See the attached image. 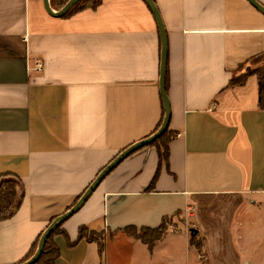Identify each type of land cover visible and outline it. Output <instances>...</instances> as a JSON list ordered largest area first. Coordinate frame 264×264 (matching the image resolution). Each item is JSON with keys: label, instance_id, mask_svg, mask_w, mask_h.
Returning <instances> with one entry per match:
<instances>
[{"label": "crops", "instance_id": "1", "mask_svg": "<svg viewBox=\"0 0 264 264\" xmlns=\"http://www.w3.org/2000/svg\"><path fill=\"white\" fill-rule=\"evenodd\" d=\"M153 1L168 38L175 134L168 166L149 189L157 146L126 158L55 236L57 264H107V249L101 255L96 242L70 247L83 226L102 233L106 245L124 235L144 264H185L192 239L181 227L152 249L122 230L176 224L189 208L210 263L252 264L232 249L226 229L208 232L203 224L228 223L214 214L213 200L264 195V109L251 73L252 60L264 58V15L248 0ZM161 53L144 0H102L69 18L51 16L44 0H0V176H17L25 187L15 217L0 222V264L25 260L108 164L156 132L164 115Z\"/></svg>", "mask_w": 264, "mask_h": 264}, {"label": "rangeland", "instance_id": "2", "mask_svg": "<svg viewBox=\"0 0 264 264\" xmlns=\"http://www.w3.org/2000/svg\"><path fill=\"white\" fill-rule=\"evenodd\" d=\"M211 203L214 205V214L225 217L228 223L224 225L222 220H215L214 223L204 221L203 226L206 231L212 232L219 227L226 229L232 249H236L243 258H250L252 264H264V195L251 197L237 195L218 198ZM194 210L188 211L176 224L174 220L168 221L167 233L176 231L178 227L188 234L191 228L201 229L192 219ZM98 237L102 239V236L98 235ZM194 242L200 246L203 260L200 262L196 256L194 257L193 252L196 249L190 245V258L185 264H212L209 262L206 244L200 233L194 238ZM106 249L107 264H144L140 261V256H137V250L124 235L107 241ZM224 255L225 253H222L221 258L222 256L225 258ZM227 258L232 259L228 254Z\"/></svg>", "mask_w": 264, "mask_h": 264}, {"label": "trees", "instance_id": "3", "mask_svg": "<svg viewBox=\"0 0 264 264\" xmlns=\"http://www.w3.org/2000/svg\"><path fill=\"white\" fill-rule=\"evenodd\" d=\"M69 0H50V6L58 11L62 9L68 2ZM145 1V0H144ZM146 2V1H145ZM102 3V0H84L74 6L69 13L64 16L63 18H69L73 16L74 14L81 12L86 9H97ZM264 58L258 57L252 60V64H256L257 67L253 70V72L258 76L259 80V103L260 107L264 109ZM263 62L262 65H258V63ZM250 74L248 72L246 75ZM245 77H240V78H234L231 81V85L235 86L238 84H242L245 81ZM167 91V88H166ZM165 116V109H164V115L161 120V122L158 125V128L156 131L161 127L163 119ZM175 137V134H173L169 129L166 131V133L159 138L157 141H155L152 145H156L158 148L159 152V168L158 171L150 185L151 189L160 173L163 165L168 166V161H169V142L173 140ZM25 197V187L23 182L17 177L13 175H1L0 176V222H4L7 220H10L15 217L17 212L20 210L22 203L24 201ZM80 199V198H79ZM78 199V200H79ZM54 220V219H53ZM52 220V221H53ZM168 221H172L171 219H166L162 222L161 226L156 228V229H149V228H143V229H138L136 227H128L122 230V232L130 239L132 240H137L141 241L143 244L147 245L149 249H152L156 243L161 241L167 234V223ZM61 226H59L50 236L48 239L45 250L43 255L41 256L40 260L37 262V264H57L61 253L56 245L54 238L56 235L62 232ZM99 236H102L99 238ZM198 235V234H197ZM192 237V243L191 245L196 249L197 252L200 253L201 257H203L202 250L198 244H195L194 238L197 236ZM104 235L101 233H96L94 231H91L88 227H80L79 229V237L76 242H73L70 244V247L75 246L77 243L80 241H88V242H96L99 246L100 254L102 255L105 251L106 248V239L103 237ZM41 236L38 238V240L34 243L32 246V249L27 256L25 260H23L21 263L24 261L30 259L36 252L39 241H40Z\"/></svg>", "mask_w": 264, "mask_h": 264}, {"label": "water", "instance_id": "4", "mask_svg": "<svg viewBox=\"0 0 264 264\" xmlns=\"http://www.w3.org/2000/svg\"><path fill=\"white\" fill-rule=\"evenodd\" d=\"M50 0H44V5L47 10V12L55 17V18H63L66 16L69 11L79 4L80 2L84 0H69L67 4L58 11H53L50 6ZM147 5L149 6L152 14L154 15L160 33L162 38V53H161V75H160V94L163 100V105L165 109V116L162 122L161 127L151 136L136 142L126 148L124 151H122L110 164H108L98 175V177L94 180V182L91 184V186L86 190V192L80 197V199L76 202V204L68 210L66 213L62 214L61 216L55 218L50 225L47 227V229L42 234L38 248L35 252V254L28 260L24 261L21 264H37V262L40 260L41 256L44 253L46 243L52 233L62 224H64L69 218H71L73 215H75L82 207L83 205L88 201L90 196L94 193L96 188L101 184V182L116 168L118 167L126 158H128L133 153L137 152L138 150L150 146L155 141H157L159 138H161L166 131L169 129L170 120H171V108H170V102L168 98V94L166 92L165 88V80H166V70H167V60H168V38L165 31L164 23L162 21V17L158 11V8L153 0H145ZM252 6H254L259 12H261L264 15V5H262L257 0H248ZM191 236H195L198 234V230L192 228L190 230Z\"/></svg>", "mask_w": 264, "mask_h": 264}, {"label": "built area", "instance_id": "5", "mask_svg": "<svg viewBox=\"0 0 264 264\" xmlns=\"http://www.w3.org/2000/svg\"><path fill=\"white\" fill-rule=\"evenodd\" d=\"M38 72H41L43 70V65L42 64H38V68H37ZM192 209L189 208L188 211H191Z\"/></svg>", "mask_w": 264, "mask_h": 264}]
</instances>
